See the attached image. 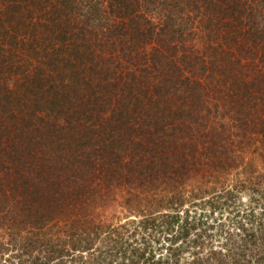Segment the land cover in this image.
Wrapping results in <instances>:
<instances>
[{
  "label": "trees",
  "instance_id": "1",
  "mask_svg": "<svg viewBox=\"0 0 264 264\" xmlns=\"http://www.w3.org/2000/svg\"><path fill=\"white\" fill-rule=\"evenodd\" d=\"M0 264H264V0H0Z\"/></svg>",
  "mask_w": 264,
  "mask_h": 264
}]
</instances>
